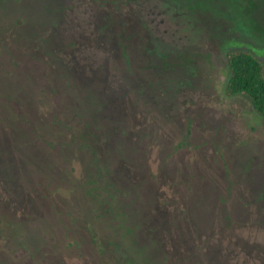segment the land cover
I'll return each instance as SVG.
<instances>
[{
  "label": "rangeland",
  "instance_id": "374dc122",
  "mask_svg": "<svg viewBox=\"0 0 264 264\" xmlns=\"http://www.w3.org/2000/svg\"><path fill=\"white\" fill-rule=\"evenodd\" d=\"M195 9L264 59V0H0V264H259L264 118Z\"/></svg>",
  "mask_w": 264,
  "mask_h": 264
},
{
  "label": "trees",
  "instance_id": "16d2710c",
  "mask_svg": "<svg viewBox=\"0 0 264 264\" xmlns=\"http://www.w3.org/2000/svg\"><path fill=\"white\" fill-rule=\"evenodd\" d=\"M197 16L209 35L216 53L229 67L225 86L228 95L245 94L254 110L264 118V59L249 48L224 51L223 42L237 37L234 24L210 9H198Z\"/></svg>",
  "mask_w": 264,
  "mask_h": 264
},
{
  "label": "flooded vegetation",
  "instance_id": "af4514ba",
  "mask_svg": "<svg viewBox=\"0 0 264 264\" xmlns=\"http://www.w3.org/2000/svg\"><path fill=\"white\" fill-rule=\"evenodd\" d=\"M197 10L198 9H195L194 10V17L196 18L195 20L197 21V23L199 22L200 23V21H199V18H198V16H197ZM198 23V24H199ZM203 28V27H202ZM233 96V95H232ZM245 230L246 231H248V230H250V231H254L253 229H252V227H245ZM260 242V241H259ZM260 243H262V242H260ZM263 249H264V244H261L260 246H259V248H254V247H252V246H249L248 248H247V250L251 253V255H249V256H245V257H250V256H254V255H259V257H260V259H258V263L259 264H264V251H263ZM240 257H244V255L243 254H241L240 255ZM245 264H248L247 262L245 263Z\"/></svg>",
  "mask_w": 264,
  "mask_h": 264
}]
</instances>
